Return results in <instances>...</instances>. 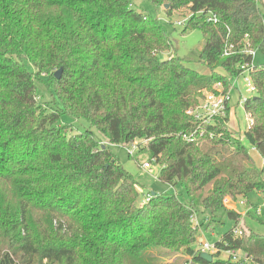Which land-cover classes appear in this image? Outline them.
Instances as JSON below:
<instances>
[{
  "label": "trees",
  "instance_id": "obj_1",
  "mask_svg": "<svg viewBox=\"0 0 264 264\" xmlns=\"http://www.w3.org/2000/svg\"><path fill=\"white\" fill-rule=\"evenodd\" d=\"M149 1L171 22L175 11L193 13L183 33L203 32L197 57L161 59L171 35L132 0H0V264H162L158 254L175 255L169 264H250L223 253L230 249L264 264V235L227 206L264 192V63L250 73L256 96L243 102L246 143L228 127L230 112L211 127L214 137L183 136L195 126L187 110L219 81L230 89L251 61L246 41L264 55L263 2ZM227 43L235 54L223 55ZM37 81L59 106L40 99ZM63 115L89 128L70 133ZM92 128L112 144L138 141L139 154L161 164L159 179L186 198L152 192L143 202L137 177ZM245 206L264 223L258 207ZM194 212L209 216L211 232L235 222L212 261L201 257L205 233L193 227Z\"/></svg>",
  "mask_w": 264,
  "mask_h": 264
},
{
  "label": "rangeland",
  "instance_id": "obj_2",
  "mask_svg": "<svg viewBox=\"0 0 264 264\" xmlns=\"http://www.w3.org/2000/svg\"><path fill=\"white\" fill-rule=\"evenodd\" d=\"M263 2V10H264V0ZM132 6L139 12H144L147 14H151L159 18L160 22L164 25L167 32L171 35L173 48L171 50L165 51L160 54L161 59H168L175 55L180 57H189L194 58L197 57L200 51L203 49L205 44V38L203 36V32L199 28H195L193 30L188 31L187 33H183V26L178 25L177 21L183 19V15L185 12L183 10L175 11L172 14V22L170 18L167 17L164 11L163 5L157 8L154 4H152L149 0H132ZM256 62L264 63V55L259 51L257 52ZM190 65L201 73H207L208 69L197 63H190ZM239 82L237 83V87L232 89L231 95V112L230 117L227 122L228 127L235 133L236 136L240 137L245 143V131L248 129L250 124V119L248 114L246 113L243 102L248 97L256 96V93L249 92L247 90L246 83L243 77L239 78ZM37 93L42 101L52 102L56 100V105H60L59 101L55 99V95L47 89L44 82L37 81ZM62 122L69 126L70 133H78L84 131L86 128H89V123L84 119H75L70 117L69 115H63ZM93 131L96 132L98 136L102 139L104 144H107L111 150L116 154L120 163L128 169L131 173H133L138 179V188L142 192L141 198L144 200L147 193L157 192V193H167L180 194V198L185 199V193L180 186H172L170 184L164 183L159 179V174L161 172V164L156 163L155 161H151L148 154H139L137 151L134 156L130 155L129 144L123 145L118 143H110L105 140V138L98 132L96 128H92ZM145 144V141L142 142ZM251 154L254 155L255 159L258 162L259 166H262V159L259 154L252 149ZM145 161L151 162L150 168H143L140 164H143ZM210 187L204 188L199 195L204 196L208 193ZM198 195V196H199ZM197 196V197H198ZM248 200L249 205H255L260 210V218L264 220V192L252 191L248 197L240 198L236 203H234L236 210H238L243 215V225L252 229L253 231L264 235V223H260L252 216L246 215L247 208L244 204H241V201ZM229 208H232L230 204L227 205ZM235 222L231 219H226L225 224L218 225L213 232L207 231L206 226L204 225L201 229V232L205 233V237L208 241L215 243L217 242L223 235L230 232V230L234 227ZM161 258L162 264H169L176 259V256L168 257V255L158 254Z\"/></svg>",
  "mask_w": 264,
  "mask_h": 264
},
{
  "label": "built area",
  "instance_id": "obj_3",
  "mask_svg": "<svg viewBox=\"0 0 264 264\" xmlns=\"http://www.w3.org/2000/svg\"><path fill=\"white\" fill-rule=\"evenodd\" d=\"M201 13H204L207 17V21L217 23L218 22V16L213 13L212 11H200ZM193 13H191L189 16H187L184 19L178 20L177 24L184 26L187 23L188 17L192 16ZM247 38V36L245 37ZM244 51L251 56V61L249 63H243L241 64V74L239 77H233L231 78L232 86L230 89L226 90L223 82L219 81L214 85L213 91L205 93L204 97L200 100L199 104L195 108H190L187 110V114L190 115L194 119L195 126L189 131L188 133H184V139L187 142H195L200 139L205 138H212L215 136V133L213 130H211V127L218 124L219 119L225 118L228 116V112H231V92L232 89L237 87V83L239 82V78L243 77L247 90L249 92L255 93L257 88L256 85L253 83L251 79V71L256 67V56H257V49H253L250 46V42L246 41V45L244 47ZM235 54L234 51V44H226V47L224 49L223 55L224 56H231ZM249 117V116H248ZM251 122V120H250ZM131 146L130 148V155L134 156L137 151H139V142L134 141L132 143H129ZM154 161V160H151ZM143 168H150L151 162L145 161L143 164H141ZM143 202H147L151 199L152 195L150 193H147L145 195ZM234 204V203H231ZM241 204L245 205L246 201L242 200ZM233 208V207H232ZM260 212V210L258 209ZM191 221L193 223V227L200 230L206 223L209 221L208 215H201L198 212H194L191 216ZM233 232L236 235H241L242 230L240 227H236L233 229ZM204 233V232H201ZM201 251H205L208 253H218L220 251V248L216 245V243H212L208 241L206 238H204L200 244ZM224 254L232 257L235 261H246L250 264H261L256 262L252 256H250L248 253L240 250V249H230L223 251ZM187 264H193L192 260L190 258L189 263Z\"/></svg>",
  "mask_w": 264,
  "mask_h": 264
},
{
  "label": "water",
  "instance_id": "obj_4",
  "mask_svg": "<svg viewBox=\"0 0 264 264\" xmlns=\"http://www.w3.org/2000/svg\"><path fill=\"white\" fill-rule=\"evenodd\" d=\"M169 5L168 4H166L165 5V7H168ZM56 77L57 78H60V76H61V74H62V69H59L58 71H56ZM153 194H155V192H153ZM201 257L203 258V259H205V260H208V261H212L213 260V256L210 254V253H208V252H205V251H203L202 253H201Z\"/></svg>",
  "mask_w": 264,
  "mask_h": 264
},
{
  "label": "crops",
  "instance_id": "obj_5",
  "mask_svg": "<svg viewBox=\"0 0 264 264\" xmlns=\"http://www.w3.org/2000/svg\"><path fill=\"white\" fill-rule=\"evenodd\" d=\"M262 162V161H261ZM230 205H232L231 207H233V208H235L236 209V207H235V205L234 204H230Z\"/></svg>",
  "mask_w": 264,
  "mask_h": 264
}]
</instances>
